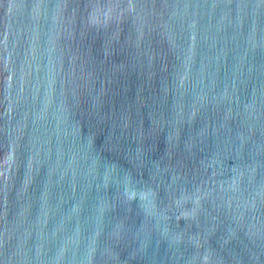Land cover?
<instances>
[{
    "label": "water",
    "instance_id": "water-1",
    "mask_svg": "<svg viewBox=\"0 0 264 264\" xmlns=\"http://www.w3.org/2000/svg\"><path fill=\"white\" fill-rule=\"evenodd\" d=\"M0 264H264V0H0Z\"/></svg>",
    "mask_w": 264,
    "mask_h": 264
}]
</instances>
